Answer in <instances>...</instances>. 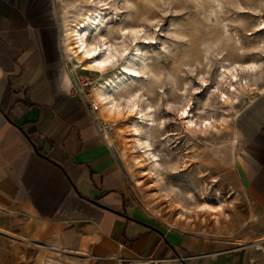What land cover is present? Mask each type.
Returning <instances> with one entry per match:
<instances>
[{
	"label": "rangeland",
	"instance_id": "rangeland-1",
	"mask_svg": "<svg viewBox=\"0 0 264 264\" xmlns=\"http://www.w3.org/2000/svg\"><path fill=\"white\" fill-rule=\"evenodd\" d=\"M57 10L66 55L93 78L102 129L126 173L127 205L160 229L257 243L264 216L246 192L241 155L264 131V0H57ZM97 16L105 23L89 43H108L117 55L103 72L78 60L71 37ZM132 29L137 47L119 36ZM103 94L119 112L108 111ZM26 245L0 233V264L34 257Z\"/></svg>",
	"mask_w": 264,
	"mask_h": 264
},
{
	"label": "crops",
	"instance_id": "crops-1",
	"mask_svg": "<svg viewBox=\"0 0 264 264\" xmlns=\"http://www.w3.org/2000/svg\"><path fill=\"white\" fill-rule=\"evenodd\" d=\"M88 77L65 53L57 0H0V233L33 252L23 264H264V243L160 229L127 205ZM241 168L264 216V131Z\"/></svg>",
	"mask_w": 264,
	"mask_h": 264
},
{
	"label": "bare ground",
	"instance_id": "bare-ground-1",
	"mask_svg": "<svg viewBox=\"0 0 264 264\" xmlns=\"http://www.w3.org/2000/svg\"><path fill=\"white\" fill-rule=\"evenodd\" d=\"M104 19L105 18H100L99 16L95 18L89 17V19L86 18L85 21L83 22L84 25L81 26V28H83L82 32L77 27H75V29H73V31L71 32V37L73 38V41H74V48L76 49L74 53L77 54L78 60L86 62L88 67L95 68L99 70L100 72H103L109 68H112L117 61V55L115 54L116 48L114 49L112 45L103 42L102 46H94L93 44L89 43L90 35H93L94 33L95 34L97 33L98 36L100 35V32H101L100 24L102 25L105 23ZM86 20H89V21L86 23ZM97 22H99V25L95 26L94 30H92L91 29V27H93L92 25H95V23ZM119 36H121L122 38L130 37L133 45H135L136 47L138 46V44L141 43L138 37V32L135 29L128 31V35L127 33H125V30H121V33ZM124 54H127V53H123V55ZM126 70L132 73L131 76L133 77L139 76L136 68H127ZM124 87H125L124 84L120 83V86L116 87L114 92H116V94H119L120 92H122ZM99 98L101 99V102H104V104L107 106V109L110 113H115V112L120 111V105L116 102L115 99H111V97L108 96L107 94L100 95ZM135 107L136 105L133 104L130 106V109L133 110V108ZM186 113L187 111H185L184 114ZM138 114L142 115L143 111H139ZM183 119L184 118L182 117L181 120ZM193 126H196V125L194 124V120H191L188 123L187 130H189ZM136 130L139 132L138 127H136ZM139 142H141L140 139H139ZM142 144L147 145L149 148L151 146L148 142L146 143L142 142ZM205 208L212 209V207L210 206H206Z\"/></svg>",
	"mask_w": 264,
	"mask_h": 264
},
{
	"label": "built area",
	"instance_id": "built-area-1",
	"mask_svg": "<svg viewBox=\"0 0 264 264\" xmlns=\"http://www.w3.org/2000/svg\"><path fill=\"white\" fill-rule=\"evenodd\" d=\"M93 85V80L92 78L88 77L85 79L84 83H83V87L84 88H91ZM90 94L92 93V91L90 90L89 92ZM91 108L92 110L94 111H97L99 109V104H91ZM264 243L263 240L261 241H258L257 243L254 244V247L256 248V250H259L261 245ZM148 264H157V261L156 260H151L150 262H148Z\"/></svg>",
	"mask_w": 264,
	"mask_h": 264
},
{
	"label": "snow or ice",
	"instance_id": "snow-or-ice-1",
	"mask_svg": "<svg viewBox=\"0 0 264 264\" xmlns=\"http://www.w3.org/2000/svg\"><path fill=\"white\" fill-rule=\"evenodd\" d=\"M233 79H235V77H234ZM208 123H209V122H207V121L205 122L206 126L208 125Z\"/></svg>",
	"mask_w": 264,
	"mask_h": 264
}]
</instances>
